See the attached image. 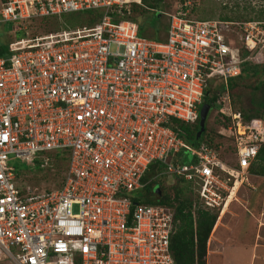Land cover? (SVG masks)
<instances>
[{
  "label": "built area",
  "instance_id": "1",
  "mask_svg": "<svg viewBox=\"0 0 264 264\" xmlns=\"http://www.w3.org/2000/svg\"><path fill=\"white\" fill-rule=\"evenodd\" d=\"M139 2L0 0V22L23 30L0 56V260L175 264V209L132 198L150 168L154 177L190 181L198 205L219 215L248 183L264 144L263 119L231 111L225 90L220 112L231 121L219 134L232 139L234 164L217 143L187 142L173 119L196 123L209 82L226 88L239 73L230 42L248 51L243 60L263 61L264 21L192 18L185 4L166 13L160 40L140 35L129 18ZM87 9L101 11L91 25L24 33L28 20ZM64 150L60 188L21 195L8 161L32 163L40 152ZM186 151L188 162L174 159Z\"/></svg>",
  "mask_w": 264,
  "mask_h": 264
},
{
  "label": "rangeland",
  "instance_id": "2",
  "mask_svg": "<svg viewBox=\"0 0 264 264\" xmlns=\"http://www.w3.org/2000/svg\"><path fill=\"white\" fill-rule=\"evenodd\" d=\"M185 4L186 8L190 10L189 15L192 18H217L228 15L234 19H240L256 17L260 11H264V0H162L159 4L161 7L158 6L162 11L161 23H168L166 13L180 11ZM140 5L141 3L138 6ZM149 13L146 12L142 15L146 16ZM134 14L137 15L138 13L135 12ZM143 16L138 17V22L142 19L144 21L145 17L143 18ZM89 17L90 13L87 11L66 13L47 19L36 17L26 21L24 33L34 36L61 28L81 26L87 24ZM16 25L15 22H0V44L6 45L9 41L23 36V32H19L23 30H16ZM151 33V28L147 29L146 34L150 35ZM230 44L233 47L234 60L238 61L237 65L240 69L243 53L236 46V42L233 41ZM110 50L114 51L115 46L111 45ZM236 84L233 90L229 91L231 111L241 113L252 106L250 91L254 80L250 78L238 79ZM222 85L223 82L219 79L209 82V96ZM256 93L255 98L258 99L257 96L261 94V90ZM217 95L216 101L220 103L209 107L203 132L204 136L201 135L195 140H205L221 145L222 157L229 163L234 164L236 157L234 150H232L234 149L232 139L219 134L220 131H223L222 125L224 123L229 124L231 118H229V121L225 120L226 117L220 112L223 105V94L219 91ZM203 104L198 110L199 113ZM225 135H227V132ZM64 151L68 154L66 150ZM62 152H40L34 157L32 163L21 159H10L8 161V164L14 169L13 181L21 191V195H26L28 191L37 194L60 188L66 169L65 160L60 159ZM161 180L164 187L172 194L174 191L172 186L181 184L180 182L177 183V180L174 182L173 178L162 177ZM191 193L189 192L188 195L196 199V192ZM135 194L142 200L145 198V188H140ZM73 211H77L76 206L73 207ZM215 222V230L213 229L212 237L209 238V243L207 242L206 264H259V262L264 264L262 261L264 258V177L251 174L248 183H244L235 190L227 206L218 215ZM228 255L230 260L227 258ZM0 264L13 263L8 258H1Z\"/></svg>",
  "mask_w": 264,
  "mask_h": 264
},
{
  "label": "trees",
  "instance_id": "3",
  "mask_svg": "<svg viewBox=\"0 0 264 264\" xmlns=\"http://www.w3.org/2000/svg\"><path fill=\"white\" fill-rule=\"evenodd\" d=\"M162 0H140L142 6H138V4H132L133 12L135 11L137 15L129 17L132 21L138 23V33L140 35L149 36L156 39H164L165 34L168 29V23H161V9L158 7ZM90 13V17L87 21L86 25L93 24L98 17L101 15V11L97 9H87L84 10ZM150 12L149 15L143 16L142 14ZM68 14V13H67ZM70 14V13H69ZM72 14V13H71ZM64 15V14H62ZM145 17L138 22V17ZM57 16H48L41 18H51ZM217 18L220 19H234L228 15H222ZM247 19H255L264 21V11H260L256 17H248V18H240L238 20H247ZM117 20V18L115 19ZM75 25V24H74ZM73 27V26H72ZM151 28L152 33L150 35L146 34L147 29ZM162 32L164 33L162 35ZM19 34V33H18ZM22 34V33H20ZM9 41L6 45L0 44V56H5L9 52ZM243 53V58L247 55L248 51L245 49L240 50ZM264 58V57H263ZM253 79L254 84L251 86V107L246 108L247 110H243L241 112L243 119L248 121L250 119H263L264 120V59L261 62L254 63L250 60H243L240 64V71L235 76H230L227 79V87L224 85L219 87L217 90H214V93L209 96V94H205L203 103H208L210 107H212L217 100V93L220 91L224 94L225 90L229 91L233 90V88L237 85L238 79ZM210 89H207L209 92ZM261 90V94L257 96L258 99L255 98L257 95V91ZM253 99V100H252ZM227 121L229 118L226 117ZM173 124L177 129H179V135L187 140V142L193 143L194 146L198 145L200 141L203 140H195L196 133L199 130V122L197 121L194 124L181 122L179 120L173 119ZM228 124L224 123V126ZM205 129V128H204ZM204 129L201 132V135L204 136ZM200 135V136H201ZM202 136V137H203ZM203 139V138H202ZM205 141V140H204ZM211 143L209 141H206ZM62 152L61 160H65L66 169L68 167V154ZM179 158V159H178ZM175 160H179L180 162H188L191 159L190 154L186 151V153L179 154L178 157H174ZM156 164V163H155ZM158 165V166H157ZM158 169H162L160 163L156 164ZM64 173V176H65ZM249 175H258L264 177V144H261L254 159L251 161L248 167ZM154 171L150 168L145 176H143L142 181L146 182L143 186L145 188L146 194L145 198L142 200L135 194L133 195V200L135 202H143L147 204H162L173 207L175 209V217L179 220V224L177 225V229L174 234L171 236L170 247L175 260V264H206V247L207 241L210 233H212L213 225H215V221L218 216V210H205L198 205V197L196 194V199L192 198L188 195L189 192L194 193L195 189L192 186L190 181H186L183 178H174L177 180V183L173 185V194L169 193L168 190L162 184V177L167 178L165 175L153 176ZM149 179V181H147ZM158 187L159 191H155V188ZM139 190V189H138ZM188 191V193H186ZM191 193V194H192Z\"/></svg>",
  "mask_w": 264,
  "mask_h": 264
},
{
  "label": "water",
  "instance_id": "4",
  "mask_svg": "<svg viewBox=\"0 0 264 264\" xmlns=\"http://www.w3.org/2000/svg\"><path fill=\"white\" fill-rule=\"evenodd\" d=\"M209 107H210V105L208 103L207 104L204 103L203 106L201 107V110H200V113H199V130L197 131L195 138L200 137L201 132L205 128V120H206L207 114L209 112ZM155 191L158 192L159 188L156 187Z\"/></svg>",
  "mask_w": 264,
  "mask_h": 264
},
{
  "label": "crops",
  "instance_id": "5",
  "mask_svg": "<svg viewBox=\"0 0 264 264\" xmlns=\"http://www.w3.org/2000/svg\"><path fill=\"white\" fill-rule=\"evenodd\" d=\"M249 177H250V175L248 176V179H249ZM213 229L215 230V227H213ZM214 230H212V232L214 231ZM211 234V233H210ZM259 236H260V234H258ZM212 237V234H211V236H209V238H211ZM208 238V243H209V241H210V239ZM210 245V244H209ZM264 252V251H263ZM228 260H230V257H229V255H228ZM262 261L264 262V258L262 259ZM207 262V261H206ZM259 264H263L262 262H259Z\"/></svg>",
  "mask_w": 264,
  "mask_h": 264
},
{
  "label": "clouds",
  "instance_id": "6",
  "mask_svg": "<svg viewBox=\"0 0 264 264\" xmlns=\"http://www.w3.org/2000/svg\"><path fill=\"white\" fill-rule=\"evenodd\" d=\"M208 115V114H207ZM206 121V120H205ZM198 122H199V120H198ZM218 215H219V213H218ZM218 217V216H217ZM214 226V225H213Z\"/></svg>",
  "mask_w": 264,
  "mask_h": 264
},
{
  "label": "bare ground",
  "instance_id": "7",
  "mask_svg": "<svg viewBox=\"0 0 264 264\" xmlns=\"http://www.w3.org/2000/svg\"><path fill=\"white\" fill-rule=\"evenodd\" d=\"M134 1H137V0H134ZM221 218V217H220Z\"/></svg>",
  "mask_w": 264,
  "mask_h": 264
}]
</instances>
